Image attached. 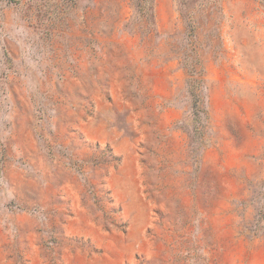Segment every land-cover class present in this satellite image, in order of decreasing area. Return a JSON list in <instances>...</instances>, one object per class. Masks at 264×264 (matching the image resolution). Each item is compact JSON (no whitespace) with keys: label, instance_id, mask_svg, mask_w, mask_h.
<instances>
[{"label":"rangeland","instance_id":"obj_1","mask_svg":"<svg viewBox=\"0 0 264 264\" xmlns=\"http://www.w3.org/2000/svg\"><path fill=\"white\" fill-rule=\"evenodd\" d=\"M0 264H264V0H0Z\"/></svg>","mask_w":264,"mask_h":264}]
</instances>
